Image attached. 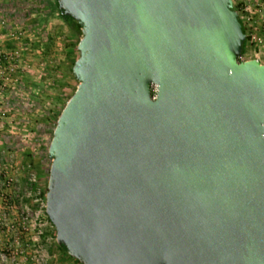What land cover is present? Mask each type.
Listing matches in <instances>:
<instances>
[{
  "label": "water",
  "instance_id": "1",
  "mask_svg": "<svg viewBox=\"0 0 264 264\" xmlns=\"http://www.w3.org/2000/svg\"><path fill=\"white\" fill-rule=\"evenodd\" d=\"M82 25L46 213L82 264H264V64L232 0H58Z\"/></svg>",
  "mask_w": 264,
  "mask_h": 264
},
{
  "label": "rangeland",
  "instance_id": "2",
  "mask_svg": "<svg viewBox=\"0 0 264 264\" xmlns=\"http://www.w3.org/2000/svg\"><path fill=\"white\" fill-rule=\"evenodd\" d=\"M27 4L20 21L0 14V171L9 163L11 178L19 177L17 186L10 188L15 206L10 230L0 233V264H78L67 257L55 226L28 192L46 190L52 134L41 129L57 122L80 84L72 72L80 56L79 41L57 16L54 0ZM259 53L252 44L240 60L264 64ZM15 95L27 108L9 107ZM14 142L18 146L9 148Z\"/></svg>",
  "mask_w": 264,
  "mask_h": 264
},
{
  "label": "built area",
  "instance_id": "3",
  "mask_svg": "<svg viewBox=\"0 0 264 264\" xmlns=\"http://www.w3.org/2000/svg\"><path fill=\"white\" fill-rule=\"evenodd\" d=\"M232 1L233 8L242 21L243 29L246 34L247 43L245 51H247L250 45L256 44L260 49L259 55L264 56V0ZM53 125L56 126L57 123H54ZM3 165L4 166L0 171V233L8 232L10 230V212L15 208L10 201L13 199V195L10 193V188L17 186V182H19V177L11 178L8 172L12 165L9 163ZM31 180H33V185H35L36 179L33 178ZM31 189L33 193L28 192V194L34 196L40 209L44 208V210H46V199L44 198L43 200V193L40 188L36 187V189ZM21 220H25L24 215L21 216ZM23 224L24 221L22 225Z\"/></svg>",
  "mask_w": 264,
  "mask_h": 264
},
{
  "label": "trees",
  "instance_id": "4",
  "mask_svg": "<svg viewBox=\"0 0 264 264\" xmlns=\"http://www.w3.org/2000/svg\"><path fill=\"white\" fill-rule=\"evenodd\" d=\"M17 7H19L17 2H11V3H7V4L0 3V14L2 16H4L5 18H10L11 19L12 17H15V20L17 19V21H20L25 16V11H24L25 9L23 8L24 10H22L20 13H16L14 10H16ZM54 7H55V11L58 13L57 16L67 24V26L70 28V30L73 33V35L76 37V39L78 38V41L80 42V40H81V38L83 36L82 35V25L78 21L74 20L71 16H64L61 13V11L59 9V6H58V0H54ZM244 52H245V50L243 51V54H244ZM23 104H24V102L19 101L18 98L16 97V95L13 96V98L10 99L9 103H8L9 107H14V108H19V109L27 108V106L25 107V105H23ZM58 118H59V116L56 118L57 121H58ZM54 129H55V126H53V124L52 125H46V126L43 124L41 132L43 134L50 133V134H52V137H53ZM7 139H8V137H7ZM11 139H12V137H11ZM17 146L18 145L15 144V142H14V143H11V145H9V148L14 149ZM47 152H48V150H47ZM48 173H49V170H48ZM46 194H47V184H46V190L43 193V197L45 199H46ZM61 248L64 250V252H66L67 257L72 259V257L69 255L67 250L64 247H62V246H61ZM74 260H75L76 263L82 264L80 261H78L76 259H74Z\"/></svg>",
  "mask_w": 264,
  "mask_h": 264
},
{
  "label": "crops",
  "instance_id": "5",
  "mask_svg": "<svg viewBox=\"0 0 264 264\" xmlns=\"http://www.w3.org/2000/svg\"><path fill=\"white\" fill-rule=\"evenodd\" d=\"M32 0H0V3L7 4L11 2H17L18 6L16 10H14L16 13H20L23 10V5L25 4L27 7V3L31 2ZM38 1V0H37Z\"/></svg>",
  "mask_w": 264,
  "mask_h": 264
}]
</instances>
